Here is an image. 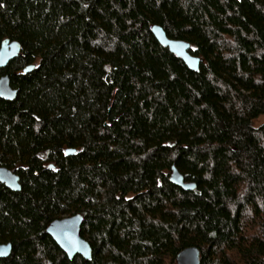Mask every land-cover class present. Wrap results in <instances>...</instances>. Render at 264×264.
Listing matches in <instances>:
<instances>
[{"label":"trees","instance_id":"obj_1","mask_svg":"<svg viewBox=\"0 0 264 264\" xmlns=\"http://www.w3.org/2000/svg\"><path fill=\"white\" fill-rule=\"evenodd\" d=\"M6 38L22 51L0 69L18 90L0 98V166L22 189L0 182V264H178L189 246L264 264V0H0ZM75 214L89 260L47 232Z\"/></svg>","mask_w":264,"mask_h":264},{"label":"water","instance_id":"obj_2","mask_svg":"<svg viewBox=\"0 0 264 264\" xmlns=\"http://www.w3.org/2000/svg\"><path fill=\"white\" fill-rule=\"evenodd\" d=\"M152 32L158 41L168 46L172 52L181 57L184 62L193 70L200 67L201 58L190 52V42L183 39L170 38L165 29L160 25H153ZM22 51V45L18 40L6 38L0 46V69L9 65V63L19 57ZM35 65H29L24 69L25 72L32 71ZM18 95V90L11 85V79L8 74L0 77V98L14 100ZM74 150L68 149L67 153ZM170 180L183 187L186 190H192L197 185L194 182L185 180L184 175L179 171L176 165H173ZM0 182L14 191H20L22 185L20 176L5 166H0ZM84 221L82 214H75L53 220L47 228L48 234L65 251L70 259L76 255H82L86 260L92 257V247L90 242L81 235V228ZM12 243H0V257H7L12 252ZM178 264H201V250L196 246L184 248L176 259Z\"/></svg>","mask_w":264,"mask_h":264},{"label":"rangeland","instance_id":"obj_3","mask_svg":"<svg viewBox=\"0 0 264 264\" xmlns=\"http://www.w3.org/2000/svg\"><path fill=\"white\" fill-rule=\"evenodd\" d=\"M264 122V115H261L260 117L254 119L253 124L254 126H259Z\"/></svg>","mask_w":264,"mask_h":264}]
</instances>
